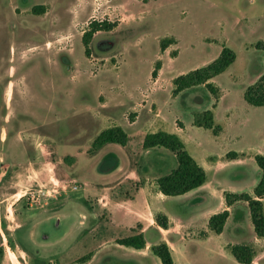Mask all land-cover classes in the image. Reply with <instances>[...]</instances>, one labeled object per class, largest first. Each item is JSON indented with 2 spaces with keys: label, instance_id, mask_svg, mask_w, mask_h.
I'll list each match as a JSON object with an SVG mask.
<instances>
[{
  "label": "rangeland",
  "instance_id": "rangeland-1",
  "mask_svg": "<svg viewBox=\"0 0 264 264\" xmlns=\"http://www.w3.org/2000/svg\"><path fill=\"white\" fill-rule=\"evenodd\" d=\"M94 20L115 26L94 33L86 53L82 35ZM260 40L264 0H0V264H17L11 252L20 264H160L151 251L157 226L170 222L182 233L188 219L197 235L186 247L171 244L175 264H238L230 244L252 246L251 264H264V237L255 236L244 200L220 234L200 236L225 193L253 196L261 176L254 155H264V106L243 97L264 72ZM163 41L171 43L162 49ZM223 46L236 58L210 80L216 94L202 84L173 94L175 77L210 63ZM214 105L220 135L193 125L195 112ZM115 125L126 146L93 150ZM159 130L178 135L197 162L212 159L198 192L155 191L156 178L177 166L172 151L143 149L145 134ZM121 154L129 156L122 169L147 186L145 209L131 198L135 183L113 177ZM100 193L116 202L103 206ZM137 214L154 226L143 233L149 250L116 243L136 233ZM49 215L52 226L60 219L43 244L35 226Z\"/></svg>",
  "mask_w": 264,
  "mask_h": 264
},
{
  "label": "trees",
  "instance_id": "trees-1",
  "mask_svg": "<svg viewBox=\"0 0 264 264\" xmlns=\"http://www.w3.org/2000/svg\"><path fill=\"white\" fill-rule=\"evenodd\" d=\"M44 11L43 6H36L33 11ZM115 24L106 20L90 21L87 30L82 35V42L85 46V52L88 53L87 46L93 37V34L98 31H109ZM171 41H163L161 48L165 49ZM255 48L264 52V42L257 41ZM236 58L235 52L223 46L219 55L210 63L190 70L185 74H181L173 79L174 89L173 94L176 95L181 91L196 85H204L213 94H216V87L210 80L224 72ZM161 64L158 61L152 71V76L155 77L156 69L160 68ZM243 97L247 103L253 106H264V72L251 85L247 86L243 92ZM193 125L210 129L214 135H217L221 126L214 122L213 112L210 109L195 112L193 114ZM127 142V134L120 126H113L102 130L93 141V148H100L106 143H117L124 145ZM142 145L144 148L164 147L172 151L177 160V166L168 174L160 176L156 179L159 191L166 196H177L184 194L194 188L202 185L206 180V171L197 163V161L189 154L185 148L184 142L175 133L156 131L146 133L143 137ZM111 153L105 155L108 156ZM113 155V153H112ZM236 152L228 153V156L235 157ZM254 160L261 171V176L254 188V195L247 193H225V203L227 206L234 204L237 201H246L254 234L257 237H264V207L262 198L264 197V155L255 154ZM113 165L111 168H114ZM229 211L224 209L220 212L212 214L208 219V228L219 234L223 231L225 223L228 219ZM161 227L167 228V222L161 221ZM1 240V235H0ZM117 244L140 249L145 246V239L141 233L123 237L116 241ZM153 254L159 258L160 264H174L170 247L166 242H160L151 246ZM230 252L239 264H251L255 255L254 249L246 244H233L230 246Z\"/></svg>",
  "mask_w": 264,
  "mask_h": 264
},
{
  "label": "crops",
  "instance_id": "crops-1",
  "mask_svg": "<svg viewBox=\"0 0 264 264\" xmlns=\"http://www.w3.org/2000/svg\"><path fill=\"white\" fill-rule=\"evenodd\" d=\"M218 103V102H217ZM217 105H214V107H213V110H212V112H214V109H215V107H216ZM213 116H214V113H213ZM214 122H215V120H214ZM216 123V122H215ZM217 124V123H216ZM219 125V124H218ZM116 126V125H115ZM221 126V125H220ZM113 127V126H112ZM222 127V126H221ZM222 130H223V128H222ZM156 132V131H155ZM222 132V131H221ZM220 132V133H221ZM220 133L218 134V135H220ZM1 138L3 139L4 138V135H2L1 136ZM127 141H128V136H127ZM142 142H143V140H142ZM107 144V143H106ZM117 144V143H116ZM126 144H127V142H126ZM126 144H124V145H121V146H126ZM105 145V144H104ZM120 145V144H119ZM103 146V145H102ZM101 146V147H102ZM100 147V148H101ZM142 147H143V145H142ZM100 148H93V150H98V149H100ZM152 148H154V147H152ZM143 149H145V150H150L151 148H144L143 147ZM92 150V151H93ZM236 152V151H235ZM237 153V152H236ZM238 154V153H237ZM237 157V156H236ZM128 158H129V156H126L125 154H121V159H120V161H118V166H117V168H115L116 169V171H115V173H113V177L115 178V176L117 177V175H119L118 173L119 172H122V175H120V176H118L117 177V179H119L120 178V181H123V182H126L127 180H132L131 181V183H135V174H133V173H131V172H129V171H131V169H129L128 171H125L124 169H122V167H124V162L126 163L127 161H126V159L128 160ZM208 161H210V163H208V164H206L207 162L206 161H201V162H197L199 165H201L203 168H204V170L205 171H209V170H211V169H209V168H211L212 166H214V165H212V163H211V161H212V159H210L209 157H208ZM130 164V163H129ZM137 165V164H136ZM136 165H134V167H137ZM134 169H136V168H134ZM117 174V175H116ZM158 178V177H157ZM156 178V179H157ZM128 183V182H127ZM131 187H132V189H131V192H133V195H132V199H134V198H136V195H137V197H139V203H137L138 204V206H137V210H141V209H145V202H147V200H146V198H147V194H145L146 193V185L144 184V185H138V186H136V183L134 184V186L132 185V184H129ZM201 186V185H200ZM199 186V187H200ZM199 187H197V188H199ZM154 189H155V191H157L158 192V194H160L163 198L165 197L166 198V195H164V194H162L160 191H159V189H158V186H157V183H156V180H155V185H154ZM198 190L199 189H196V188H194V189H192V190H190V191H188V192H186V193H184V194H180V195H185L186 196V194L187 195H189V194H193V193H196V192H198ZM211 190V192H214L215 191V189H210ZM210 193V192H209ZM180 195H177V196H180ZM149 196V195H148ZM129 197V196H128ZM99 198V201L101 200L102 201V205L103 206H105V205H107V204H110L112 201H115L116 202V198H109L107 195H105L104 193H100V196L98 197ZM117 200H119V199H117ZM236 204V202L234 203V204H232V205H230V206H227V204L224 202V204L222 205L223 207H222V209L220 210V211H222V210H224V209H227L228 211H229V216H228V218H230L231 217V208L233 207V205H235ZM186 208H188L187 206H185L184 207V210L186 209ZM191 209H193V208H191ZM134 211H136V210H134ZM219 211V212H220ZM193 213V211H191V214ZM217 213V212H216ZM214 214V213H213ZM212 214H210V215H207L206 217H204V219H207V225H208V219H209V217L211 216ZM136 216V218L138 219V222H137V225H136V229L134 230L136 233L135 234H138V233H141L142 235H143V233H144V231L147 229V228H152V227H154V226H144V225H141V220L142 219H140V216H139V214H137V215H135ZM192 216V215H191ZM50 219H52V217L49 215V216H46V217H44V218H42L40 221H37V223H36V226H35V234L37 235V234H39V235H41V237H40V239H42V243L44 244V243H50V237H51V235H54L55 233H56V229L58 228V221H59V219L60 218H58V217H56V223L55 224H53L54 226H52L51 224H49V220ZM179 221H182V220H180V219H178ZM187 221H192L193 223H191L192 224V227L190 226V227H186L185 229H184V232L182 231V233L181 232H179V231H176V224H173L172 226L170 225L171 223L169 222L168 224H167V228H161L160 226H157V228H156V230H157V236L156 237H158V239H157V241H156V243L158 244V243H160V242H166L167 244H168V246L170 247V250H171V253H172V247H171V244H174L175 246H176V244L179 242L180 244H183V247H186V245H187V242H188V239L189 238H191L192 236H196L197 234H196V227H193V225H194V221L192 220V219H188ZM187 221H184V222H187ZM22 223H20L19 225L17 224V228H20L22 225H21ZM81 224H83V221H81ZM150 224H152V223H150ZM44 226H46V227H44ZM42 227H44V228H42ZM137 228H138V230H137ZM42 229V230H41ZM161 229H164L163 231H161ZM224 229V228H223ZM20 230V229H19ZM173 230V231H172ZM187 230V231H186ZM210 231L211 232H213L212 230H210L209 228L207 229V231L206 230H202V231H200L201 233H203V234H201L199 231H197V232H199L201 235L200 236H204V237H206V236H208V234L210 233ZM66 231L64 230L61 234H63V233H65ZM188 233V234H187ZM192 233V235H190ZM215 233V232H214ZM217 234V233H216ZM220 234V233H219ZM134 235V234H133ZM256 236V235H255ZM257 237V236H256ZM230 246H231V244H230ZM148 247V250L150 249V245L149 244H147L146 243V241H145V246L143 247V248H147ZM177 247V246H176ZM140 249H142V248H140ZM14 253V252H13ZM185 253H186V251H185ZM185 256V255H184ZM172 257H173V253H172ZM159 259V258H158ZM185 259H187V257L185 256ZM254 259V258H253ZM173 260H174V257H173ZM238 263V262H237ZM174 264H175V260H174ZM239 264V263H238Z\"/></svg>",
  "mask_w": 264,
  "mask_h": 264
},
{
  "label": "flooded vegetation",
  "instance_id": "flooded-vegetation-1",
  "mask_svg": "<svg viewBox=\"0 0 264 264\" xmlns=\"http://www.w3.org/2000/svg\"><path fill=\"white\" fill-rule=\"evenodd\" d=\"M11 255H14L15 256V259H16V261H17V264H20L19 263V261H18V259H17V257H16V255L13 253V252H11ZM10 258H11V256H10ZM12 261V260H11ZM13 263V262H12ZM14 264V263H13Z\"/></svg>",
  "mask_w": 264,
  "mask_h": 264
},
{
  "label": "built area",
  "instance_id": "built-area-1",
  "mask_svg": "<svg viewBox=\"0 0 264 264\" xmlns=\"http://www.w3.org/2000/svg\"><path fill=\"white\" fill-rule=\"evenodd\" d=\"M75 188H76V186H75Z\"/></svg>",
  "mask_w": 264,
  "mask_h": 264
}]
</instances>
